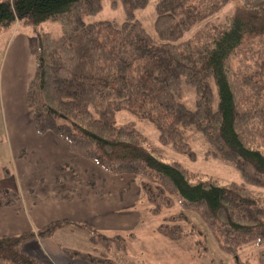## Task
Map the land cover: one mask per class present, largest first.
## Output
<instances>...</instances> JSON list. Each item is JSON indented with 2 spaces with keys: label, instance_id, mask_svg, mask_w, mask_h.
I'll list each match as a JSON object with an SVG mask.
<instances>
[{
  "label": "trees",
  "instance_id": "16d2710c",
  "mask_svg": "<svg viewBox=\"0 0 264 264\" xmlns=\"http://www.w3.org/2000/svg\"><path fill=\"white\" fill-rule=\"evenodd\" d=\"M100 1L0 0V31L16 20L32 26L57 20L62 28L57 37L35 33L34 71L25 91L34 131L51 132L68 151L111 175L134 177L152 215L177 202L179 211L164 213L155 226L164 238L202 234L191 211L229 252L250 242L261 245L257 261L264 264V197L252 195L244 182L221 183L164 160L134 121H116L121 110L146 119L158 130L160 144L188 156L194 155L190 141L197 133L207 152L232 162L246 183L264 186V0H239L221 21L209 17L230 0H156L155 35L135 14L147 0H121L120 21L84 22ZM182 83L194 90L192 109L181 100ZM16 204L0 188V206ZM65 226L88 232L95 248L91 253L61 246L62 251L90 264H118L110 251L124 253L126 240L135 236L132 229L108 234L57 219L0 235V262L54 264L26 246Z\"/></svg>",
  "mask_w": 264,
  "mask_h": 264
},
{
  "label": "crops",
  "instance_id": "0c3cea01",
  "mask_svg": "<svg viewBox=\"0 0 264 264\" xmlns=\"http://www.w3.org/2000/svg\"><path fill=\"white\" fill-rule=\"evenodd\" d=\"M36 52L34 35L15 33L0 62L1 110L18 185L11 192L17 204L0 206V235L35 229L57 219L84 222L104 231L131 229L137 221L138 186L125 189L124 177L111 175L71 153L51 132L39 135L34 131L25 91L33 75ZM24 60L30 66H24ZM46 243L38 249L54 264H90L68 258L54 243L47 251ZM32 245L26 246L30 253Z\"/></svg>",
  "mask_w": 264,
  "mask_h": 264
},
{
  "label": "rangeland",
  "instance_id": "374dc122",
  "mask_svg": "<svg viewBox=\"0 0 264 264\" xmlns=\"http://www.w3.org/2000/svg\"><path fill=\"white\" fill-rule=\"evenodd\" d=\"M100 2L101 5L98 11L84 16V22L87 23L103 19L120 21L124 18L121 0H101ZM155 3L156 0H147L144 7L135 10L136 17L151 35H155L153 28ZM239 4V0H230L219 11L213 13L209 19L221 21L230 15ZM198 26L200 24L195 26L191 31L196 30ZM36 32H50L54 37H57L61 34L62 28L60 22L57 20H46L37 26L28 25L22 20H16L9 27L0 31V62L2 56H4L7 42L15 33H27L35 36ZM29 63L24 60L23 65L26 66ZM181 100L190 109L194 107V90L185 83H182ZM127 120L134 121L136 128L147 137L150 145L161 153L164 160H176L189 172L216 179L221 183L230 181L244 182L252 195L264 197V186L246 183L232 162L213 155L211 151L207 152L209 145L205 144L197 133L192 135L190 141L194 155L188 156L186 153L172 149L170 145L160 144L158 141V130L150 121L138 118L135 114L124 110L116 112L117 123H122ZM7 140L4 129V115L0 103V188H7L12 192L18 185L14 162L9 155L10 149L8 148ZM6 169L8 173H11L10 175L5 174ZM121 177H124L122 178V183H124L125 189L126 186L130 188L137 187V183L133 179L134 177L128 175ZM135 207L137 221L131 226V229L135 233L134 238H128L126 240V251L124 253H120L114 249L110 251V256L115 258L118 264H235L237 259L243 262V264H258L257 253L261 245H258L256 242H250L242 245L234 253L229 252L221 246L222 240H218L214 236L212 230L204 223L199 215L191 211H187L190 220L201 229L202 234H189L184 241H171L159 235L155 231V226L161 221V216L164 213L170 214L179 211L180 206L177 202L170 208L163 210L160 215H152L148 211V204L143 198L137 200ZM187 228L184 227L185 230ZM124 230L126 229L119 228L116 230L102 231L113 234L116 231H123L122 233H125ZM34 242L31 241L28 244H33L31 246L34 250H32V254L37 255L41 253V250L38 248H41V245L45 242H47L45 244V250L47 251L51 250L53 243L58 247L64 246L91 253H94L93 250L95 248V245L89 238L88 232L81 228H71L68 226L55 230L52 237L47 241L37 240V243ZM35 244H37L36 248Z\"/></svg>",
  "mask_w": 264,
  "mask_h": 264
}]
</instances>
